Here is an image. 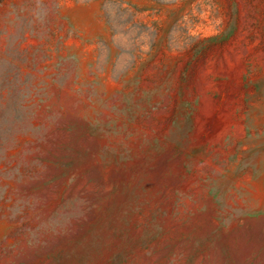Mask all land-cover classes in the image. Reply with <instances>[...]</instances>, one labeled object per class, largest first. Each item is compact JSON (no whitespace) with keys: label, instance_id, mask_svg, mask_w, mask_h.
<instances>
[{"label":"rangeland","instance_id":"1","mask_svg":"<svg viewBox=\"0 0 264 264\" xmlns=\"http://www.w3.org/2000/svg\"><path fill=\"white\" fill-rule=\"evenodd\" d=\"M0 264H264V0H0Z\"/></svg>","mask_w":264,"mask_h":264}]
</instances>
